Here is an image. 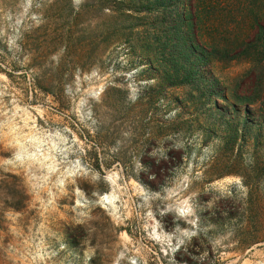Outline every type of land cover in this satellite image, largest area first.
Returning <instances> with one entry per match:
<instances>
[{
  "label": "rangeland",
  "instance_id": "374dc122",
  "mask_svg": "<svg viewBox=\"0 0 264 264\" xmlns=\"http://www.w3.org/2000/svg\"><path fill=\"white\" fill-rule=\"evenodd\" d=\"M193 3L0 0V264H264V59Z\"/></svg>",
  "mask_w": 264,
  "mask_h": 264
},
{
  "label": "trees",
  "instance_id": "16d2710c",
  "mask_svg": "<svg viewBox=\"0 0 264 264\" xmlns=\"http://www.w3.org/2000/svg\"><path fill=\"white\" fill-rule=\"evenodd\" d=\"M192 8L196 18L208 14L205 25L229 35L231 47L243 42L250 47L249 58L264 59V0H195Z\"/></svg>",
  "mask_w": 264,
  "mask_h": 264
}]
</instances>
